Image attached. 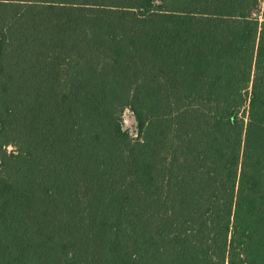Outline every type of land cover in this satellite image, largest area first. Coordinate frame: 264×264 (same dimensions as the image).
<instances>
[{
	"label": "trees",
	"instance_id": "1",
	"mask_svg": "<svg viewBox=\"0 0 264 264\" xmlns=\"http://www.w3.org/2000/svg\"><path fill=\"white\" fill-rule=\"evenodd\" d=\"M260 8L0 0V264H264Z\"/></svg>",
	"mask_w": 264,
	"mask_h": 264
},
{
	"label": "rangeland",
	"instance_id": "2",
	"mask_svg": "<svg viewBox=\"0 0 264 264\" xmlns=\"http://www.w3.org/2000/svg\"><path fill=\"white\" fill-rule=\"evenodd\" d=\"M259 16L264 18V0H262V5L259 11ZM122 117H123V126L126 129H128L131 134H134L135 133V120H134L132 113L128 109H125L123 111Z\"/></svg>",
	"mask_w": 264,
	"mask_h": 264
},
{
	"label": "built area",
	"instance_id": "3",
	"mask_svg": "<svg viewBox=\"0 0 264 264\" xmlns=\"http://www.w3.org/2000/svg\"><path fill=\"white\" fill-rule=\"evenodd\" d=\"M261 5H262V0H261ZM263 19H264V18H262V17L259 16V20H260V21L263 20Z\"/></svg>",
	"mask_w": 264,
	"mask_h": 264
}]
</instances>
